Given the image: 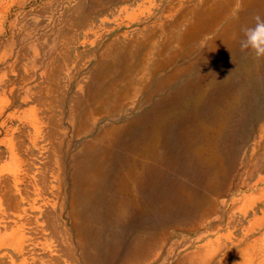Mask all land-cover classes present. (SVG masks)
Masks as SVG:
<instances>
[{"label":"rangeland","instance_id":"rangeland-1","mask_svg":"<svg viewBox=\"0 0 264 264\" xmlns=\"http://www.w3.org/2000/svg\"><path fill=\"white\" fill-rule=\"evenodd\" d=\"M201 2L0 0V264H264V74H242L243 51L232 68L194 61L170 91L202 74L206 87L159 112L153 135L159 96L93 114L120 72L106 54ZM113 122L125 128L90 184L87 145ZM120 196L135 204L117 208Z\"/></svg>","mask_w":264,"mask_h":264},{"label":"bare ground","instance_id":"bare-ground-1","mask_svg":"<svg viewBox=\"0 0 264 264\" xmlns=\"http://www.w3.org/2000/svg\"><path fill=\"white\" fill-rule=\"evenodd\" d=\"M256 13L264 17V0H202L196 6L185 7L182 13L171 23L163 22L160 27L152 29L143 40H137L131 45L125 46L126 49H123L122 54H115L116 52L106 54V63L111 64L112 67H120V72L118 78H102L105 80L103 84H106L98 87L101 91H98L100 101L97 100L99 106L93 110V114L100 113L102 107H105L106 113L114 114L127 107L128 100L136 98L140 94L145 95L144 101H153L159 96L153 109L154 114L157 115L153 119L155 124L148 131L151 135L155 134L157 132L156 125L163 121L158 119L159 112L162 115L167 113V108L171 107L175 100L179 96H183L186 91L192 95L196 85L201 84L204 88L206 87L207 77L202 74L195 79L188 80L178 91H170L183 74L194 70L196 66L194 61L201 60L202 63L197 69H202L203 63L208 62L212 56L218 55V59L227 67L232 68L237 65L238 60L234 61L232 56L235 52L240 54V40L243 39L242 28L254 23L253 15ZM190 17H192L191 21L184 32L180 33L179 29L186 24ZM175 29L178 32H175ZM160 33L165 37L161 43H157V35ZM208 34H213L209 40L206 38ZM199 50H201V54L195 58L191 57L188 63L183 65L177 63L181 62L184 56L188 55L189 57ZM244 53L250 58V61L243 69V66L241 67L242 74L248 78L251 75L249 79L255 80L264 74V58L256 59L252 55ZM238 75L243 78L240 72ZM114 76L112 74V77ZM222 81L225 80L222 78ZM231 95L230 97H232ZM124 128L123 125L120 126L113 122L105 126L102 132L97 134L96 139L87 145L86 150L89 156L91 154V160L88 167L86 164L82 168L81 175L86 177L88 183L94 184L102 178L103 172H106V166L112 159L109 145L114 142ZM101 146L102 152L99 148ZM150 146H153L152 141ZM148 149H150L149 146ZM214 161L213 158L208 160L210 163ZM134 172V170L127 173L122 172L123 175L121 174L118 186L120 192L129 194L128 189L129 185L133 183ZM135 177L139 178L140 176L136 173ZM88 187L91 188V186ZM115 204L117 208L122 209L123 207H130L135 202L128 197L120 196ZM256 222L258 223L259 220ZM144 247L146 248V246Z\"/></svg>","mask_w":264,"mask_h":264},{"label":"clouds","instance_id":"clouds-1","mask_svg":"<svg viewBox=\"0 0 264 264\" xmlns=\"http://www.w3.org/2000/svg\"><path fill=\"white\" fill-rule=\"evenodd\" d=\"M254 23L242 28L243 39L240 40L241 51L252 55L256 59L264 58V17L256 13Z\"/></svg>","mask_w":264,"mask_h":264}]
</instances>
